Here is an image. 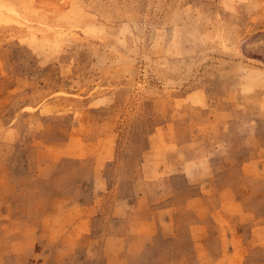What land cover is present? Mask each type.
I'll return each mask as SVG.
<instances>
[{
    "label": "rangeland",
    "instance_id": "rangeland-1",
    "mask_svg": "<svg viewBox=\"0 0 264 264\" xmlns=\"http://www.w3.org/2000/svg\"><path fill=\"white\" fill-rule=\"evenodd\" d=\"M0 264H264V0H0Z\"/></svg>",
    "mask_w": 264,
    "mask_h": 264
},
{
    "label": "crops",
    "instance_id": "crops-1",
    "mask_svg": "<svg viewBox=\"0 0 264 264\" xmlns=\"http://www.w3.org/2000/svg\"><path fill=\"white\" fill-rule=\"evenodd\" d=\"M204 202H205V201H204ZM202 227H204V226H203V221L201 220V218H199L197 224H193V225L189 228V230H193V229H196V230H202Z\"/></svg>",
    "mask_w": 264,
    "mask_h": 264
}]
</instances>
